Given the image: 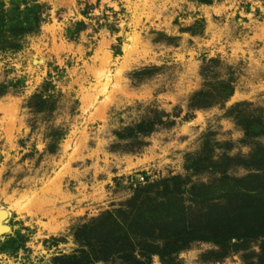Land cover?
Segmentation results:
<instances>
[{"label":"rangeland","instance_id":"rangeland-1","mask_svg":"<svg viewBox=\"0 0 264 264\" xmlns=\"http://www.w3.org/2000/svg\"><path fill=\"white\" fill-rule=\"evenodd\" d=\"M0 264H264V0H0Z\"/></svg>","mask_w":264,"mask_h":264},{"label":"bare ground","instance_id":"bare-ground-1","mask_svg":"<svg viewBox=\"0 0 264 264\" xmlns=\"http://www.w3.org/2000/svg\"><path fill=\"white\" fill-rule=\"evenodd\" d=\"M9 214L7 211L5 210H0V220L3 221V220H6L8 218Z\"/></svg>","mask_w":264,"mask_h":264}]
</instances>
